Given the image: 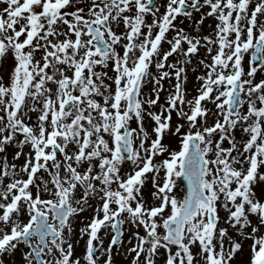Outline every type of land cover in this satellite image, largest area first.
I'll return each instance as SVG.
<instances>
[{"label": "snow or ice", "instance_id": "6c2138e0", "mask_svg": "<svg viewBox=\"0 0 264 264\" xmlns=\"http://www.w3.org/2000/svg\"><path fill=\"white\" fill-rule=\"evenodd\" d=\"M264 264V0H0V264Z\"/></svg>", "mask_w": 264, "mask_h": 264}, {"label": "rangeland", "instance_id": "374dc122", "mask_svg": "<svg viewBox=\"0 0 264 264\" xmlns=\"http://www.w3.org/2000/svg\"><path fill=\"white\" fill-rule=\"evenodd\" d=\"M117 260H118V264H120V260H121V258L118 257Z\"/></svg>", "mask_w": 264, "mask_h": 264}]
</instances>
